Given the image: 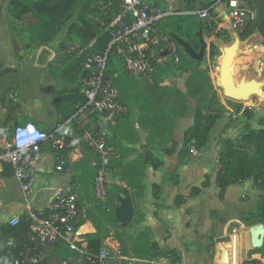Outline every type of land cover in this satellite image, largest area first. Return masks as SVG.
Masks as SVG:
<instances>
[{"label": "crops", "instance_id": "1", "mask_svg": "<svg viewBox=\"0 0 264 264\" xmlns=\"http://www.w3.org/2000/svg\"><path fill=\"white\" fill-rule=\"evenodd\" d=\"M12 1L0 0V153L10 144L8 133L13 135L18 125L33 123L40 130L50 133L61 123L55 98L63 90V81L48 74L49 64L67 38L70 27L80 25L79 8L73 17L57 26L59 30L54 38L42 43L35 30L39 20L34 15H28L22 21L17 17L23 12L24 5L37 0H20L22 4L19 8L12 6ZM85 1L90 3L93 10L103 9L100 0ZM54 89H57L56 92ZM174 119L173 134L163 144L160 141H147V133L138 123L135 126L140 130L126 125L130 130L124 131L121 137L124 151L118 148V153L123 156L124 163L134 160L142 151H150L165 163L158 171L150 167L146 169L141 227L151 229L152 240L159 249L176 250L181 258L178 264H242L251 260L250 257L255 258L252 260L263 258L264 222L257 216L258 201L263 193L252 180H248L228 187L223 198H220L216 184L215 158L220 150L219 138L214 140L216 129L209 144L201 152L191 147L193 159L178 168L180 152L184 148V134L192 126L194 115L188 110ZM109 127L105 126V129L111 136ZM68 135L73 148L64 156L65 170H56L57 155L45 148L35 164V179L28 198L24 196L12 167L0 162V253L13 241L5 235L7 229L12 227L11 221L24 217L29 208L34 211L47 209L56 193L70 182L78 183L84 201H92V186L86 194L80 174L76 172L78 164L89 160V153L78 146L79 137L75 128L70 127ZM126 148H132L137 153L133 151L126 157ZM176 170L180 177L178 186L167 181L171 172ZM206 175L211 177L210 188L194 199L187 198L186 205L177 207L175 198L178 195L188 197L192 187L201 183ZM155 184L163 187V208L158 212L159 217L156 216L159 202L152 192ZM189 209L190 214L187 213ZM86 226H89L87 232ZM82 229L84 232H81ZM81 230L82 235L97 233L92 222ZM153 264L173 263L169 259L158 258Z\"/></svg>", "mask_w": 264, "mask_h": 264}, {"label": "built area", "instance_id": "2", "mask_svg": "<svg viewBox=\"0 0 264 264\" xmlns=\"http://www.w3.org/2000/svg\"><path fill=\"white\" fill-rule=\"evenodd\" d=\"M113 1L120 5L122 12L106 29L110 36L107 49L104 53H89L82 64L83 103L78 105L71 118L60 123L50 133L40 130L33 123L16 126L8 148L0 153V162L12 167L24 196L28 198L35 179V164L45 148L48 147L57 155L56 170H65L63 154L73 148L69 143L68 129L76 128L78 146L89 153V166L94 170L93 199L90 203L84 201L78 183L70 182L56 193L47 209L34 211L29 208L24 217L31 222L36 245L24 249L18 257L13 258V264H49L52 251L60 246L67 247L74 255L61 259L57 264H121L125 260L115 237H107L99 252L92 253L88 248V235L80 234L81 228L91 222L90 211L94 210V206L107 202L111 186L125 185L114 178L118 171L114 162L122 158L112 146L105 126L115 127L117 119L130 116L131 109L124 103L121 91L114 82L117 75L109 74L111 55L117 56L128 77L154 84V76L165 65V61H180L181 46L172 35L158 30L160 23L180 11L174 10L173 0H167L166 8L160 6L159 0ZM223 5H227L230 11L224 15L225 18L228 15L232 27L237 31L248 23L258 21L256 9H243L239 0H217L209 8L197 7L180 13L195 16L200 22L210 25L215 22L211 11L216 13ZM92 46L93 43L90 44ZM85 51L79 52L78 57ZM164 53L167 55L163 56ZM29 125L33 128L32 132H27ZM21 129L27 132L23 137L18 136V130ZM20 222L21 217H16L10 224L17 227ZM81 223L84 225L77 228ZM242 264H264V257Z\"/></svg>", "mask_w": 264, "mask_h": 264}, {"label": "trees", "instance_id": "3", "mask_svg": "<svg viewBox=\"0 0 264 264\" xmlns=\"http://www.w3.org/2000/svg\"><path fill=\"white\" fill-rule=\"evenodd\" d=\"M102 2L103 9L93 10L89 2L85 0H37L36 2L30 5H24L23 12L18 15L19 20H23L28 15H34L39 23L35 30H37V37L39 41L42 43L49 42L52 38H54L58 33V25L60 26L63 20H68L73 17L77 10L80 8L79 13V23L80 25H72L69 29V33L67 38L63 43L60 44L58 50L55 54V59L57 60L60 52H65L68 56V59L74 60V71L73 74L76 73V70H80V76L83 75V67L82 64L85 61L87 55L89 53H104L107 49V45L110 42V36L106 32V29L113 22V20L122 12L120 5L113 0H100ZM204 2V3H201ZM186 0L184 3L185 10L192 11L199 8H209L213 6L217 0ZM241 7L247 11H252L255 9L253 3L250 0H239ZM20 0H13L11 2L12 6L19 8ZM201 3V4H199ZM22 4V3H21ZM105 6V9H104ZM164 8V7H163ZM212 15L215 14V11H211ZM92 16V18L90 17ZM197 22L200 24V28H207L209 24L200 22L197 17H195ZM53 23H55L53 25ZM257 23L254 25L250 24V28L247 31L246 36H250L254 34L253 32L256 30ZM171 31V30H170ZM169 31V32H170ZM198 29L196 27H188L186 29V34L182 35L178 33V31H171L170 33H166L168 35H177L185 42L189 43L191 47L195 51H199L201 48V43L198 37ZM93 43V46L90 47V44ZM218 46L214 43L211 44L212 54L216 55L215 50H217ZM86 50V51H85ZM81 51H85L82 56L78 57V53ZM258 51L260 53H264L262 48H259ZM253 54V53H250ZM180 64H185L187 69L192 68L195 64H198L197 61L188 62L186 58L185 51L181 48L180 52ZM85 57V58H84ZM249 63V62H248ZM246 63V64H248ZM251 63V62H250ZM163 67V66H162ZM157 74L154 76V84H150L151 86L159 85L157 82V77L160 69ZM120 74L123 79L125 85L119 86V83L116 84L122 94V99L125 104H127L131 111L132 108L128 101V98L124 97L123 91L127 90L129 85V80L136 81L127 76L124 72L122 66L120 65L117 56L115 54L111 55V65L109 68V74L111 76ZM117 79V78H116ZM116 79L114 80L115 83ZM82 85L70 96H66L68 101L66 106H59V115L60 122L63 123L67 121L69 118L74 115L77 111V107L79 104H82L84 101L83 95H81ZM180 96L183 94L180 91H177ZM219 96V95H218ZM220 97V96H219ZM230 102V101H228ZM232 104V103H229ZM232 105L229 110L233 114V119L231 122H236L238 119V110L234 109ZM226 109H219L218 112L204 109L203 111H198L195 114V118L192 126L185 132L184 134V148L180 152V160L178 161V168L181 166L187 165L194 157L193 154L190 153V148L193 147L195 151L201 152L210 142L211 136L215 129L217 128L218 123L220 122L223 113H226ZM254 114H248L247 119H252ZM123 118L117 119V125L114 127V130L118 128L121 124ZM76 130V128H75ZM77 133V131H76ZM78 137L79 134L77 133ZM172 135V134H171ZM9 138L11 139L12 134L8 133ZM70 137V136H69ZM109 140L111 142V136H109ZM242 146L251 147L253 149L252 152L247 149H238L231 140H224L223 138H219L218 147H222L223 150L218 151L217 156V177L216 184L218 189L220 190V198H223V195L228 187L232 185L239 184L241 182H245L248 180H252L254 182V186L260 190L263 194L260 196L257 205V216L259 219L264 222V128L261 129H253L245 134L239 139ZM69 143H72L69 138ZM112 144V142H111ZM112 146H114L112 144ZM117 152L120 151L118 148ZM70 152L66 151L63 155H66ZM145 160L141 162V160L129 161L128 163L123 162V156L121 155L122 160L118 162H114V166L118 167V171L114 174L115 180L120 184L127 185L128 189L122 194V196H129L130 190L138 191L141 195L145 191V169L147 167L152 168L154 171H158L165 166V163L160 161L155 155H153L150 151L145 153ZM84 163L89 166V160L85 159ZM90 168V166H89ZM92 178L94 177V170L91 168ZM210 176L206 175L201 183L193 186L190 190L189 196L184 197L178 195L175 198V205L177 207H182L187 204V198L194 199L203 194V192L210 188ZM167 181L174 186H178L180 183V177L177 174V170L171 172ZM115 185L111 186L109 198L111 196L112 188ZM120 186V185H118ZM152 190L154 192V198L159 202L156 206V216L159 217L158 212L163 208L162 202V194L163 187L160 185H153ZM108 198V200H109ZM107 200V202H108ZM120 201H122L120 195ZM106 202V203H107ZM105 203V204H106ZM104 205V204H102ZM101 206V205H99ZM96 208V207H95ZM90 211V221L93 223L95 229H97V233L91 236H88V248L92 253H98L102 247L104 240L109 236H102L99 227H96V209ZM191 212L189 209L187 213ZM116 217V216H115ZM117 219V218H116ZM118 220V219H117ZM119 221V220H118ZM143 221L138 220L136 222L137 225H141ZM84 225L81 223L77 225V228H80ZM5 235L8 239L13 240V245L8 246L2 253H0V264H13L12 259L19 256V254L26 248L34 247L36 243L33 241V233L31 231V222L27 220V218L22 217L20 225L17 227H11L7 229ZM150 238L151 241L147 242L145 245L146 248L149 246L154 247V256L153 259L165 258L171 260L173 264L180 263V255L176 250L166 249L161 250L158 248L157 244L152 240V231L150 228H146L144 233L138 235L137 240ZM146 243V241H145ZM150 252V250H148ZM53 253H58L62 256H65L63 259L73 256L74 254L66 247L60 246L58 249H54ZM143 260L151 261L149 258H144ZM129 264V263H126ZM140 264V263H138Z\"/></svg>", "mask_w": 264, "mask_h": 264}, {"label": "rangeland", "instance_id": "4", "mask_svg": "<svg viewBox=\"0 0 264 264\" xmlns=\"http://www.w3.org/2000/svg\"><path fill=\"white\" fill-rule=\"evenodd\" d=\"M201 3L204 2L201 1ZM159 4L161 7L166 8L167 0H159ZM173 8L175 11L183 12V10H185L183 0H174ZM180 12L175 13L173 16L160 23L158 26L159 32L170 33L171 31L177 30L178 33L185 35L188 27H196L199 31L198 37L199 33L203 31L204 40L209 45L205 58L201 62L197 61L198 64H195L190 69H187L185 64H180V62L175 63L172 59H168L158 73L157 82L159 85L156 84L155 86H151L146 82L129 80L127 90H124L123 94L125 98H128L132 108V114L122 121L123 124L121 123L117 129L114 130V127H109L112 144H115L117 148H121L124 151L121 137L124 131L129 132L130 130L126 125L136 127V123L144 128L147 133V141H160V143L163 144L168 140L171 134H173L175 117L177 118L184 115L188 110L193 112L195 118V114L198 111L210 109L218 112L219 109L225 108L227 112L223 113L217 125L214 140L217 138H223L226 141L231 140L238 149H247L252 152L253 149L251 147L242 146L239 139L250 130L264 128V99L253 97L250 101H230L224 97L223 91L218 84V72L220 58L222 56L221 47L222 45L229 46L233 42V37L229 32L228 21L224 16L230 12L227 5H223L220 10L212 15L215 22L210 24L207 28H200V23L197 22L195 16H186ZM250 24L254 25L256 23L251 22ZM214 27L222 28V30L219 31L218 29L217 33L210 38L208 34L209 30H212ZM256 32L257 27L253 33ZM255 41L260 44L257 48H262L264 50V41L262 38L257 35ZM212 43L219 46L217 50H215L216 55L214 56L211 49ZM257 48L255 47L250 50L253 54H250L249 51L239 54L237 61V73L239 77L247 76L249 79L255 78L264 81V53H260ZM186 58L188 62L193 61L187 54ZM74 67V60L68 59L65 52H60L57 60L54 59L49 64V73H47L50 76L53 75L55 78H61L63 81V90L57 94L55 98L56 106H66L68 103L66 96L75 93L81 85L82 77L80 76V70L77 69L76 73L73 74ZM116 75V84L119 83V86H124L125 83L120 74L117 73ZM56 90L57 89H54L55 92ZM177 91H180L183 96H180ZM232 105H234V109L238 110V119L236 122H231L233 114L229 108H231ZM248 114H254L253 118L248 120ZM135 129L137 131L140 130L138 127ZM136 138L137 134L134 140ZM126 149V157L133 151L137 153V151L132 148ZM219 149L220 152L223 150L222 147H219ZM146 152L147 151H142L133 159L144 162L146 159ZM215 159L216 162L218 158L216 157ZM134 160H126V163ZM215 165H217V162ZM76 172L80 174L79 176L82 180L83 188L86 194H88L93 184L91 169L83 162L76 166ZM127 189V185L115 186L112 188L111 196L106 204L94 206L97 208H95L96 215L94 216L97 224L96 227H99L102 236H113L119 242L120 252L123 257H125V260L122 261L121 264H153L158 260L153 259L155 252L154 247H145L147 242L151 241V239L146 238L137 240L138 235L144 233L146 229L136 224L138 220L143 221L144 218L142 206L143 198H145V191L142 195L135 190L129 191V197L132 199L135 210V216L130 224H122L117 217V210L122 202L120 201V195L121 198L125 197L122 196V194ZM88 228L89 226H86V232ZM241 232L242 231H238V233ZM231 234L233 235L234 233H229V235ZM148 250H150V252H148ZM261 253L264 254V251ZM64 257L65 256L58 253H53L51 254L49 264H57ZM144 258H149L151 261L143 260ZM250 259L252 260L255 258L250 257Z\"/></svg>", "mask_w": 264, "mask_h": 264}, {"label": "water", "instance_id": "5", "mask_svg": "<svg viewBox=\"0 0 264 264\" xmlns=\"http://www.w3.org/2000/svg\"><path fill=\"white\" fill-rule=\"evenodd\" d=\"M258 14L257 32L246 36L249 29V24H246L241 30H235L229 20L228 15L226 19L229 24V32L233 37V42L229 46L222 45V56L220 58L219 72H218V84L223 91V95L227 100L234 102L250 101L253 97L261 98V93L264 89V81L258 79H249L247 76L239 77L235 75V60L238 58L241 52H247L255 47L257 48L259 42L255 41L257 35L264 41V0H250ZM218 28L214 27L209 37L212 38L217 33ZM257 34V35H256ZM173 38L178 44L186 51L195 61H203L206 56V51L209 47L203 37V31L199 33L201 48L200 51H195L191 45L181 39L179 36L173 34ZM219 47V46H218ZM164 53L163 56H166ZM262 99V98H261ZM135 216V210L132 199L129 196L122 198L121 205L117 210V217L122 224L128 225L132 222Z\"/></svg>", "mask_w": 264, "mask_h": 264}, {"label": "clouds", "instance_id": "6", "mask_svg": "<svg viewBox=\"0 0 264 264\" xmlns=\"http://www.w3.org/2000/svg\"><path fill=\"white\" fill-rule=\"evenodd\" d=\"M33 131V128L31 125L28 126V129H27V132H32ZM27 132L24 130V129H21V130H18V136L19 137H23L27 134ZM26 142V141H24Z\"/></svg>", "mask_w": 264, "mask_h": 264}, {"label": "bare ground", "instance_id": "7", "mask_svg": "<svg viewBox=\"0 0 264 264\" xmlns=\"http://www.w3.org/2000/svg\"><path fill=\"white\" fill-rule=\"evenodd\" d=\"M257 49H258V48H257ZM249 53H252V52L249 51ZM84 58H85V57H84ZM237 61H238V58L235 60V66H234V70H235V75H236V76H237V74H238V73H237V68H238V65H237L238 63H237ZM261 98L264 99V92L261 93ZM244 101H246V100H244ZM152 192H153V191H152ZM82 231H84V229H82L81 232H82Z\"/></svg>", "mask_w": 264, "mask_h": 264}, {"label": "flooded vegetation", "instance_id": "8", "mask_svg": "<svg viewBox=\"0 0 264 264\" xmlns=\"http://www.w3.org/2000/svg\"><path fill=\"white\" fill-rule=\"evenodd\" d=\"M249 25H250V23H248ZM249 28H250V26H249ZM249 30V29H248ZM212 32V30H209V33L208 34H210Z\"/></svg>", "mask_w": 264, "mask_h": 264}]
</instances>
